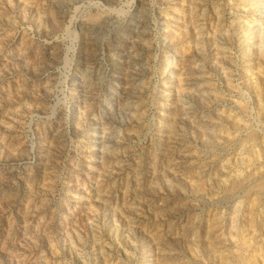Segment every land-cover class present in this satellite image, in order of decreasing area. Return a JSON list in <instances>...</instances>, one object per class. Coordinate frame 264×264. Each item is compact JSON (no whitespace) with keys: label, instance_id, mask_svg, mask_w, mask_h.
<instances>
[{"label":"rangeland","instance_id":"1","mask_svg":"<svg viewBox=\"0 0 264 264\" xmlns=\"http://www.w3.org/2000/svg\"><path fill=\"white\" fill-rule=\"evenodd\" d=\"M0 264H264V0H0Z\"/></svg>","mask_w":264,"mask_h":264}]
</instances>
